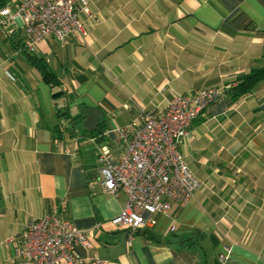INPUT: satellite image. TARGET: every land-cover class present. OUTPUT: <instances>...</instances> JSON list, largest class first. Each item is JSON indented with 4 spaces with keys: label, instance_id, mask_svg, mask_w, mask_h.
I'll return each instance as SVG.
<instances>
[{
    "label": "crops",
    "instance_id": "crops-1",
    "mask_svg": "<svg viewBox=\"0 0 264 264\" xmlns=\"http://www.w3.org/2000/svg\"><path fill=\"white\" fill-rule=\"evenodd\" d=\"M79 18L85 35L34 46L56 88L11 40L27 46L22 27L0 26V264H33L16 248L48 214L86 235L83 264H264V83L192 123L180 151L199 188L131 239L112 224L127 197L104 190L100 173L144 112L225 93L264 65V0H88Z\"/></svg>",
    "mask_w": 264,
    "mask_h": 264
},
{
    "label": "built area",
    "instance_id": "built-area-1",
    "mask_svg": "<svg viewBox=\"0 0 264 264\" xmlns=\"http://www.w3.org/2000/svg\"><path fill=\"white\" fill-rule=\"evenodd\" d=\"M82 3L87 5L88 0H9L0 10V26L20 25L26 47L33 52L49 38L65 42L73 34L85 35L79 18ZM223 96L218 88L201 90L174 97L164 113L144 112L141 126L124 135L126 148L119 163L101 169L103 189L127 197L112 224L128 228L130 239L140 229L156 225L159 215L170 212L172 202L186 204L194 197L200 182L180 146L192 123ZM18 243L17 255L33 264H83L77 248L90 246L81 230L57 214L31 221Z\"/></svg>",
    "mask_w": 264,
    "mask_h": 264
},
{
    "label": "trees",
    "instance_id": "trees-1",
    "mask_svg": "<svg viewBox=\"0 0 264 264\" xmlns=\"http://www.w3.org/2000/svg\"><path fill=\"white\" fill-rule=\"evenodd\" d=\"M8 2L9 0H0V10L3 9ZM11 40L15 42L16 48L21 49L24 52L29 63L39 71L43 79L51 88L61 86L58 76L50 69L44 59L27 50L23 37L14 35L11 37ZM262 83H264V65L255 67L249 73L239 77L235 83L236 85L227 89L223 94L230 97L233 102H238L251 96ZM58 116L60 118H71L69 111L63 109L58 110ZM81 119L82 117L78 116L72 120L77 122Z\"/></svg>",
    "mask_w": 264,
    "mask_h": 264
}]
</instances>
